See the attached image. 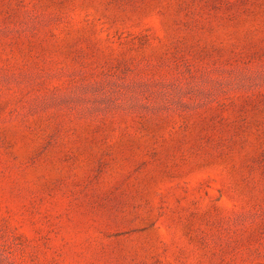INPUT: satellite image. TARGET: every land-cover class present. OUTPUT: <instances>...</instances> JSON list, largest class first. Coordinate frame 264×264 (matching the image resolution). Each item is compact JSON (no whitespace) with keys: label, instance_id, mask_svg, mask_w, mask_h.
I'll use <instances>...</instances> for the list:
<instances>
[{"label":"rangeland","instance_id":"rangeland-1","mask_svg":"<svg viewBox=\"0 0 264 264\" xmlns=\"http://www.w3.org/2000/svg\"><path fill=\"white\" fill-rule=\"evenodd\" d=\"M0 264H264V0H0Z\"/></svg>","mask_w":264,"mask_h":264}]
</instances>
